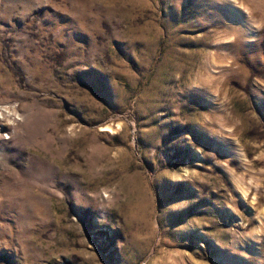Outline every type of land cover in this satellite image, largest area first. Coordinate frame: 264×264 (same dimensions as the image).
I'll return each instance as SVG.
<instances>
[{
  "label": "rangeland",
  "instance_id": "1",
  "mask_svg": "<svg viewBox=\"0 0 264 264\" xmlns=\"http://www.w3.org/2000/svg\"><path fill=\"white\" fill-rule=\"evenodd\" d=\"M0 264H264V0H0Z\"/></svg>",
  "mask_w": 264,
  "mask_h": 264
}]
</instances>
